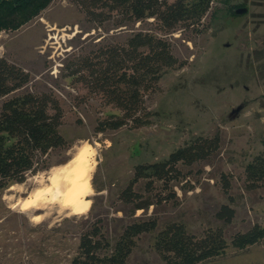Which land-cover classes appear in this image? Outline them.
<instances>
[{
  "label": "rangeland",
  "instance_id": "rangeland-1",
  "mask_svg": "<svg viewBox=\"0 0 264 264\" xmlns=\"http://www.w3.org/2000/svg\"><path fill=\"white\" fill-rule=\"evenodd\" d=\"M228 5L246 10L230 14ZM19 21L0 30V54L30 73L29 87L54 91L63 108L59 130L68 147L51 150L45 166L0 191V264H65L90 222L101 218L113 239L127 220L148 215L157 218V228L172 220L195 233L221 226L228 245L199 264H264V237L245 247L230 243L232 233L264 224V185L247 189L243 174L244 165L264 150V0H214L198 29L172 32V52L183 63L167 68L157 90L146 97L151 111L147 122L99 132L96 119L109 106L81 83H69L61 67L99 39H121L127 29L110 23L94 27L71 0H50L38 14ZM199 134L218 135L220 147L208 160L186 167L189 172L173 183L176 204L154 202L144 182L135 186L143 193L141 202L153 201L146 209L118 200L135 164L163 159ZM82 145L93 146L95 153L87 174L95 191L85 195L92 201L89 210L72 214L52 200L25 208L27 199L47 187L49 177ZM221 172L232 183L235 212L227 224L215 216L217 207L227 202ZM155 232L140 234L126 264L162 263L152 243Z\"/></svg>",
  "mask_w": 264,
  "mask_h": 264
},
{
  "label": "trees",
  "instance_id": "trees-1",
  "mask_svg": "<svg viewBox=\"0 0 264 264\" xmlns=\"http://www.w3.org/2000/svg\"><path fill=\"white\" fill-rule=\"evenodd\" d=\"M49 1L0 0V30L12 29L20 18L38 14ZM71 1L96 28L110 23V27L127 29L121 39H99L91 49L72 56L61 67L69 83H81L87 92L99 95L104 106H109L96 119L95 130L144 124L151 113L146 97L157 90L167 68L183 63L172 52L171 33L180 27L198 29L214 0ZM231 6L228 13L233 14L235 8ZM30 81L27 70L0 54V191L45 166L51 150L68 147L59 130L64 112L58 97L51 88L29 87ZM219 147L218 135L199 134L163 159L135 164L130 180L118 191V200L132 204L134 209H146L153 201L176 204L173 183L189 172L186 167L208 160ZM243 174L247 189L264 185V150L244 165ZM140 182H144L153 201L141 202L143 193L136 187ZM219 182L227 202L217 207L215 216L227 224L235 212L231 206V178L221 172ZM157 222L153 215L133 216L111 239L98 218L80 231L65 264H126L140 234L155 229L152 243L161 264H199L228 245L221 226L195 233L182 221H168L160 228ZM262 237L264 224L254 223L232 233L230 243L245 247Z\"/></svg>",
  "mask_w": 264,
  "mask_h": 264
},
{
  "label": "bare ground",
  "instance_id": "bare-ground-1",
  "mask_svg": "<svg viewBox=\"0 0 264 264\" xmlns=\"http://www.w3.org/2000/svg\"><path fill=\"white\" fill-rule=\"evenodd\" d=\"M84 146L85 145L80 146L61 169H55L56 171L49 177L50 184L44 189L36 190L32 196L27 199L26 204L28 206L33 205V207L37 208L38 204L41 205L45 201L51 200L71 210L84 206L88 201L85 199V195L90 190L87 174L90 170L89 166L93 156L85 154L81 158V151Z\"/></svg>",
  "mask_w": 264,
  "mask_h": 264
},
{
  "label": "clouds",
  "instance_id": "clouds-1",
  "mask_svg": "<svg viewBox=\"0 0 264 264\" xmlns=\"http://www.w3.org/2000/svg\"><path fill=\"white\" fill-rule=\"evenodd\" d=\"M0 35H3V34L0 33ZM2 51H3V49L0 48V52H2ZM85 154L90 155V156H91V155H95V153L92 151V149H91L88 145H85L84 148L82 149V151H81V158H82ZM88 194H89V195H94V194H95L94 189H91V188H90ZM91 204H92V201H91V200L87 201V202L84 204L83 207H78V208H74V209H72V214H77V215H79V214H85V213L89 210V208L91 207ZM24 207L27 208L28 205L25 204Z\"/></svg>",
  "mask_w": 264,
  "mask_h": 264
},
{
  "label": "water",
  "instance_id": "water-1",
  "mask_svg": "<svg viewBox=\"0 0 264 264\" xmlns=\"http://www.w3.org/2000/svg\"><path fill=\"white\" fill-rule=\"evenodd\" d=\"M245 10H246V7H238V8H235V12H237V13L244 12Z\"/></svg>",
  "mask_w": 264,
  "mask_h": 264
}]
</instances>
